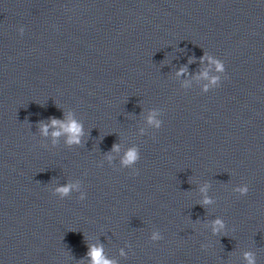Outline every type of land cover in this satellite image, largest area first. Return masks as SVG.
<instances>
[{"label":"clouds","instance_id":"obj_1","mask_svg":"<svg viewBox=\"0 0 264 264\" xmlns=\"http://www.w3.org/2000/svg\"><path fill=\"white\" fill-rule=\"evenodd\" d=\"M21 32H23V29H21ZM211 62L216 64V67L219 71H224V65L221 61L212 60ZM181 71H183V70H181ZM217 79L218 78H213V83H216ZM205 90H207V89H205ZM149 123H155V125L157 127L160 126V122L159 121H153L151 117L149 118ZM51 125L53 127H56L57 125L60 126V128L63 130V133L68 135V140H67L68 144L71 145V144H79L80 143V138L83 135V127L76 120L71 119L68 122H64V121H58L57 119L53 118V119H51ZM41 131H42V134L48 135V125H42ZM61 134H62L61 131L52 132L53 137H59ZM115 148H116V146H114V149ZM137 159H138L137 151H136V149L133 148V149H130L126 152L122 163L125 165H129L131 163H134ZM72 188H73V185H64V186L58 187L56 189V191H57V193H59L63 197V196L68 195L70 193V191H72ZM202 191H203V189H202ZM239 191L241 192L242 195H244V194H247L248 189H247V187H244V188L239 189ZM82 199H83V197H82ZM204 203L205 204L211 203V201L208 199H205ZM223 227H224L223 222L221 220L217 219L214 222L213 230H214V232H219L220 229H222ZM160 238L161 237L158 234L153 235L154 240H158ZM88 255L91 257V264H114V262L109 261L104 257L102 247L90 248ZM245 257L248 261V264H255L254 257L252 256L251 253H246Z\"/></svg>","mask_w":264,"mask_h":264}]
</instances>
